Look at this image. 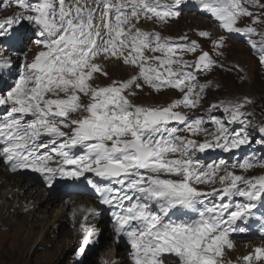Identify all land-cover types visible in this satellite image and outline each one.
<instances>
[{"label": "snow or ice", "instance_id": "obj_1", "mask_svg": "<svg viewBox=\"0 0 264 264\" xmlns=\"http://www.w3.org/2000/svg\"><path fill=\"white\" fill-rule=\"evenodd\" d=\"M190 6L225 32L198 31L212 53L186 34L141 26L166 27ZM0 8H12L0 18V163L36 173L49 190L84 182L110 211L117 241L130 245L132 264H231L224 249L264 207V174L229 169L264 167V152L252 149L231 165L205 164L198 154L264 149V122H253L247 97L205 105L213 82L198 77L225 67L219 58L230 34L246 38L264 65V32L237 26L244 17L264 24V0H0ZM120 63L132 74L112 79L106 66ZM101 75L110 82L97 84ZM165 90L179 98L137 103L141 93ZM79 228L83 264L99 235L85 222ZM242 259L264 264V247Z\"/></svg>", "mask_w": 264, "mask_h": 264}, {"label": "rangeland", "instance_id": "obj_2", "mask_svg": "<svg viewBox=\"0 0 264 264\" xmlns=\"http://www.w3.org/2000/svg\"><path fill=\"white\" fill-rule=\"evenodd\" d=\"M11 12L12 8H0V18ZM206 15L209 17L205 18ZM192 16L196 18H190ZM248 25L256 27L257 33L264 32V24H252V20L247 17L242 18L237 26ZM141 26L146 30L162 31L163 35L173 38L186 34L190 39L197 40L203 49L210 53L213 51L211 41L199 37L198 31L207 30L213 37L225 35L208 12L199 11L191 6L185 8L180 17L172 20L166 27L150 21H141ZM252 39L260 41L261 36L256 34ZM245 40L246 38L241 36L228 35L222 49L224 56L219 58L225 67L216 68L211 73L198 77L201 82L205 80L213 82V86L207 90L203 103L207 105L225 99L247 97L253 101L248 110L253 112V116H260V121H264V65L259 62V54ZM28 47L30 50L26 54L31 59L37 50L31 41L28 42ZM198 54L187 53L185 58L195 60ZM105 70L112 79H126L133 71L122 63L107 65ZM109 82L102 75L96 81L100 85ZM179 95L177 90H165L159 94L141 93L137 103L167 105L179 98ZM253 122L258 124V119L253 118ZM199 139L203 140L204 137L201 136ZM244 150L245 148H241L226 153L218 149H208L205 153L198 154V158L201 161L209 158L210 161L207 163L219 162L223 159L229 164L234 154H242ZM5 172L3 169L0 173V264H71V261L77 258L76 253L84 235L79 228L81 222L96 226L97 235L102 240L96 256L87 257V254H84L80 257L83 264H104V258L114 260L116 258L114 256L121 254L119 251L114 254L110 252L112 247H117L109 240L114 233L110 218L104 215L83 217L72 214L68 208H64V204L70 202L67 195L63 198L42 197L38 194L37 187L29 188L26 182L21 181L23 178L20 176L5 177ZM19 183H22L21 186ZM13 185L15 189L11 190ZM246 227L248 231L233 233L230 236L233 248L225 247L223 254L237 259L239 256L244 257L253 253L256 247H264V217L257 212L255 218L250 220ZM108 253H111V257ZM238 261L239 264H244L242 258ZM165 264L170 262L166 260Z\"/></svg>", "mask_w": 264, "mask_h": 264}, {"label": "bare ground", "instance_id": "obj_3", "mask_svg": "<svg viewBox=\"0 0 264 264\" xmlns=\"http://www.w3.org/2000/svg\"><path fill=\"white\" fill-rule=\"evenodd\" d=\"M15 176V175H14ZM11 177H13L12 175H11ZM18 177V176H17ZM8 179V178H7ZM1 180V179H0ZM10 180V179H9ZM9 180H7V181H9ZM17 181V180H16ZM22 182H24V181H22ZM14 183V182H13ZM17 183H18V181H17ZM27 183V182H26ZM20 184V186H21V184L22 183H19ZM8 185H9V183H8ZM5 186V185H4ZM18 186V185H17ZM27 186H28V184H27ZM12 188L13 189H15L14 188V185L13 186H11V190H12ZM45 196H47L46 198H48V197H51V195L50 194H48V195H42V197H45ZM9 197V196H8ZM11 197V196H10ZM74 199H75V203L76 204H83V203H85V201L83 200V198H79V197H77V198H73L71 201H74ZM87 202H89L88 200H86ZM73 205V204H72ZM68 207V203H66V204H64V208H67ZM88 209H90L91 207L90 206H88L87 207ZM64 210V209H63ZM55 226V225H54ZM110 252L111 253H116L115 252V250L114 249H111L110 250ZM111 253H108V255L111 257Z\"/></svg>", "mask_w": 264, "mask_h": 264}]
</instances>
